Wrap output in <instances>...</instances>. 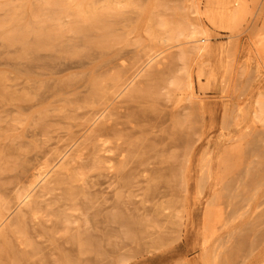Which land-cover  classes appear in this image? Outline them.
I'll use <instances>...</instances> for the list:
<instances>
[{"label": "rangeland", "instance_id": "obj_1", "mask_svg": "<svg viewBox=\"0 0 264 264\" xmlns=\"http://www.w3.org/2000/svg\"><path fill=\"white\" fill-rule=\"evenodd\" d=\"M237 1L0 0V264H264V0ZM192 24L205 51L163 42Z\"/></svg>", "mask_w": 264, "mask_h": 264}, {"label": "bare ground", "instance_id": "obj_2", "mask_svg": "<svg viewBox=\"0 0 264 264\" xmlns=\"http://www.w3.org/2000/svg\"><path fill=\"white\" fill-rule=\"evenodd\" d=\"M128 3V2H127ZM134 3V2H133ZM246 0H238L237 1V4H236V7H235V10L230 14V20H232V21H235V20H239V19H241L242 17H243V15L245 14V12H246ZM196 7H198V6H196ZM194 9V8H193ZM198 9V8H197ZM78 12V11H77ZM196 12H199L198 10H196ZM97 15H99V14H97ZM74 17V16H73ZM97 18V17H96ZM88 19V18H87ZM100 20V19H99ZM101 21V20H100ZM185 23V22H184ZM153 26H154V24H153ZM178 26H179V24H178ZM95 27V26H94ZM168 29H169V27H168ZM181 29V28H180ZM174 31H175V28H174ZM110 35V34H109ZM183 36H185L187 39H191V41L194 43V44H197V45H194V48H196L198 51H201V50H206L207 49V47H208V43H209V40H210V38H209V35L207 34V32L205 31V30H203V29H201V28H199V27H196L195 25H191L190 26V28H189V30H188V33L187 34H185L184 32H183V30L182 31H178V32H169V30H168V33L166 34V36H164V38H163V42L165 43V44H170L171 45V43H174V42H177V41H179L180 39H181V37H183ZM154 37V36H153ZM183 39V38H182ZM155 40V39H154ZM161 40V39H160ZM159 42V41H158ZM189 43H191L190 41H189ZM181 44V43H180ZM185 44H186V42H185ZM178 46V45H177ZM174 48H175V46H174ZM175 51V50H174ZM179 52V51H178ZM154 55V54H153ZM184 56V54L182 55V57ZM186 58V57H185ZM180 59V58H179ZM151 61V60H150ZM150 61H149V63H150ZM181 61V60H180ZM145 63V62H144ZM146 64V63H145ZM186 65V64H185ZM154 71V70H153ZM150 72V71H149ZM175 73V72H174ZM165 74H166V72H165ZM167 75V74H166ZM176 75H177V73H176ZM178 76V75H177ZM135 77V76H134ZM138 77V76H137ZM151 79V78H150ZM154 78H152V80H153ZM173 79V78H172ZM159 80V79H158ZM125 83V82H124ZM170 84H173V85H175V86H179V85H181V81H179V79H177V80H171L170 81ZM163 85H165L164 83H163ZM162 89H163V87H162ZM142 90V89H141ZM161 93V92H160ZM118 97V96H117ZM170 97H172V96H170ZM170 99V98H169ZM262 105V104H261ZM109 127V126H108ZM107 128V127H106ZM111 130H113V128L111 129ZM108 131H109V129H108ZM110 133V132H109ZM88 139V138H87ZM90 157V156H89ZM93 157V156H92ZM99 157H100V155H99ZM106 157V156H105ZM112 160V159H111ZM116 161V160H115ZM118 163V162H117ZM54 167V166H53ZM43 174V172H41V173H38V176H40V178L41 177H43V176H41ZM44 175V174H43ZM40 178H37V176H36V179L38 180V179H40ZM39 182H41L40 180H38ZM117 182V181H116ZM37 184H40V183H37ZM37 185H35V187H36ZM34 187V188H35ZM25 194H26V192H25ZM25 194H23V195H25ZM21 197L23 196V195H21V194H19ZM27 196V195H26ZM20 198V197H19ZM26 199V198H25ZM25 199H23V201L25 200ZM79 204H80V202H79ZM96 204V203H95ZM61 208H62V206H61ZM123 222V221H122ZM3 224V223H2ZM0 226H1V224H0ZM22 230V229H21ZM24 230V229H23ZM26 230V229H25ZM72 235V234H71ZM97 235V234H96ZM110 235V234H109ZM64 240V239H63ZM2 247V246H1ZM50 247V246H49ZM74 247H76V246H74ZM91 249V248H90ZM30 253V252H29ZM57 258V257H56ZM38 264V263H37Z\"/></svg>", "mask_w": 264, "mask_h": 264}]
</instances>
